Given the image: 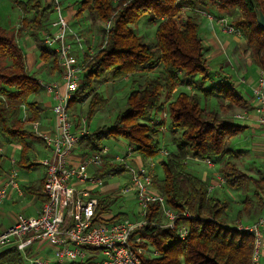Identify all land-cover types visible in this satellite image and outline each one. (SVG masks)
Returning <instances> with one entry per match:
<instances>
[{"label":"trees","instance_id":"1","mask_svg":"<svg viewBox=\"0 0 264 264\" xmlns=\"http://www.w3.org/2000/svg\"><path fill=\"white\" fill-rule=\"evenodd\" d=\"M13 2L24 17L15 32L0 27V137L21 145L18 164L31 167L34 163L29 157L28 138L41 140L29 126L40 119L44 110L37 100H29V97L38 95L44 88L35 73L27 70L25 55L16 37L31 36L40 59L50 62L54 69L58 68L56 54L43 44L41 34L46 30L53 10L51 0ZM209 4L214 6V12L210 13L218 17L231 11L239 13L231 23L241 30L252 61L264 65V30L257 27L255 17L256 9L264 13V0L74 1L75 17L86 16L91 23L109 22L110 25L104 30L98 48L92 49V56L86 53L82 57L84 71L69 109L72 111L75 104L88 100L87 124L97 109L107 102L97 86L133 75L123 108L117 111L113 122L88 130L78 140L80 149L87 153L100 152L105 139L122 138L131 146L133 155L146 164L164 148L160 135L165 117L176 133L172 138L174 150L159 162L163 176L152 174L151 188L164 197L168 207L176 212L186 210L190 217L179 214L172 229L163 228L158 216L159 204H148L144 216L146 224L131 236H140L144 240L142 245L158 254L142 255V264H254V237L238 229L236 221L262 208L264 172L256 169L253 176L238 167L237 160L245 151L234 149L230 144L247 126L223 118L219 113H227L236 107L250 111V104L234 80L220 69L216 71L218 82L209 84L212 68L207 58L208 47L200 35L198 12ZM184 9L190 12L180 25L178 18ZM144 16L155 25L152 42L145 41L143 34L138 32V22ZM86 50L91 49L86 47ZM151 72L154 74L150 75ZM139 78H143L142 82ZM183 88H191V91ZM201 97L204 101L215 99L220 111L206 107ZM160 114L166 116L158 117ZM80 119L76 117L75 127L80 124ZM189 156L219 161L218 171L224 176V185L243 194L234 220L226 223L231 205L229 201L213 196L216 187L209 191L207 179L188 171ZM2 161L0 152V177ZM128 171L130 169L124 163L105 161L96 174L107 176ZM43 182L44 179L40 187L30 190L40 194ZM250 184L252 195L248 194ZM114 200L115 197L109 194L99 196L96 217L110 213ZM126 217V213L119 212L110 220ZM182 226L188 229L184 239L176 234L177 228ZM0 264L27 262L22 252L10 247L0 251ZM74 264L98 263L85 260Z\"/></svg>","mask_w":264,"mask_h":264},{"label":"built area","instance_id":"2","mask_svg":"<svg viewBox=\"0 0 264 264\" xmlns=\"http://www.w3.org/2000/svg\"><path fill=\"white\" fill-rule=\"evenodd\" d=\"M51 2L55 16L49 26L51 29L43 32L42 41L56 54L60 82L40 83L54 103L52 113L55 131L47 134L39 131L37 121L30 123L32 130L51 152L50 157L41 160L45 169L42 188L44 200L36 215L17 213L14 221L0 231V251L16 248L25 256L27 264H74L85 260L96 261L98 264H142V255L158 254L153 249L145 248L140 236H131L136 229L146 224L144 216L148 204H159L158 216L163 228L172 229L179 214L187 217L190 214L186 210L176 212L168 207L164 197L151 188L152 163L156 162L154 157L140 168L133 169L129 164V160L133 159L130 145L126 144L123 155L114 156L108 153L106 146L100 152L87 153L80 149L78 140L87 133L88 128L84 117L80 119L77 130H73L69 102L81 83L85 65L82 57L86 53L92 56L93 50L87 52L81 35L72 28L69 18L63 12L61 1ZM198 12L214 22L223 33L240 37L241 30L227 17H217L202 9ZM109 25L107 22V28ZM250 106V111L237 114L236 118L253 119L264 128L263 70L259 71L257 80L250 86ZM159 153L164 158L168 151L162 148ZM105 161L124 163L130 169V177L121 191L134 193L137 215L132 219L126 217L111 221V212L96 217L98 198L103 195L100 190L106 177L97 175L96 171ZM203 161L211 163L208 159ZM10 162L7 174L0 177V206L9 198L10 191L18 196L25 194L19 180L17 159L11 157ZM214 187L216 184L209 182L208 190ZM237 228L253 235L252 262L255 263L261 254L264 255V215L253 223L239 222ZM187 233L185 226L176 230L180 239H184ZM40 251L44 253L39 254ZM51 253L53 259H50Z\"/></svg>","mask_w":264,"mask_h":264},{"label":"rangeland","instance_id":"3","mask_svg":"<svg viewBox=\"0 0 264 264\" xmlns=\"http://www.w3.org/2000/svg\"><path fill=\"white\" fill-rule=\"evenodd\" d=\"M24 1V0H23ZM61 5L63 7V10L67 8L68 5H74V1L76 0H60ZM44 3L45 0H42ZM75 6V5H74ZM206 11H213L214 12V6L212 4H209L206 6ZM201 8L199 9V11ZM65 11V10H64ZM63 11V12H64ZM190 10L184 9L180 15V18H178V23L181 25L185 19L186 16L189 14ZM239 13L237 11H231L229 13H224L220 17H227L230 22L235 20L238 17ZM55 16L54 13H51L50 15V20ZM24 17L22 11L14 4L13 0H0V27L11 31L15 32L17 28L21 24V20ZM84 17V16H83ZM200 17V23L201 20L205 17H202L199 13ZM218 17V16H217ZM81 18V17H80ZM86 19V20H85ZM207 19V18H205ZM78 20V19H76ZM82 24H78L72 26V28L78 32L82 31L83 34L86 35L90 34L92 32V36L90 35V43L88 46V49H93L98 48L99 42L101 41L102 35L104 33V30L107 28V23L99 22L97 24L91 23L88 21L86 16L83 19H80ZM70 21V20H69ZM73 20H71L72 22ZM142 23H139L137 25L138 32L140 34H143V38L145 41L152 42L154 41V32H155V25L152 24L148 19L141 21ZM211 22V21H210ZM211 29L210 31H206L204 27L202 26L200 28V35H206L209 37V42L208 45V51H207V58L209 65L212 68V73H211V79L210 83H217L219 80V76H216V71L220 69L221 71L229 72V76L235 81L244 79L242 77H245L247 75L252 74L251 72L256 69L263 70L264 71V65L261 66L260 62L257 63L253 61V63L250 61L251 55L250 51H248L246 44H240L239 46L235 42L233 37H236L233 34H227L223 33L219 27H217L214 22L211 24ZM48 29H51L48 26ZM85 29L87 32H85ZM141 32H140V31ZM43 34V33H41ZM242 34V33H241ZM238 37V36H237ZM242 37V35H240ZM243 38V37H242ZM17 41L19 43H24L25 47L29 46V44H32L34 42L33 38L27 34H23L21 36L16 37ZM35 43V42H34ZM26 50V48H25ZM90 50V51H91ZM29 52V51H24ZM33 55L35 57V62H39V72L37 74L41 75L45 69H49L51 64L50 62H43L40 60L38 56V48H34L32 50ZM223 54V55H222ZM231 56V57H230ZM227 60V66L226 69L224 67V64H220V62H225ZM36 63L33 62V68L34 70L38 69L36 67ZM249 64L251 66H249ZM44 67V68H42ZM33 70V71H34ZM259 73V72H258ZM150 75H153L154 72L149 73ZM218 75V74H217ZM245 75V76H244ZM133 75H127L120 80L116 81H109L106 83L101 84L98 87V91L103 93V95L106 97L107 102L104 106L100 107L97 109V111L90 117L89 122L86 124L87 128L89 131H92L96 129L98 126H101L103 124H111L113 120L116 117L117 111L121 110L123 108V103L126 94L128 93L129 86H130V80ZM41 77V76H39ZM137 78V75H135ZM143 78H139V82H142ZM43 83H49L51 81H57V80H41ZM239 82V83H240ZM208 85V83H207ZM244 86V84H242ZM182 89V88H180ZM184 90L191 91L190 89L183 88ZM250 89V88H249ZM43 94V93H42ZM45 94V91H44ZM201 102L206 105L209 109L212 108H217L218 111V105L215 101V99H208L204 101L201 97ZM88 103L89 101H85L83 103H78L75 104V109L70 110L69 112L72 114V120L73 123L75 124L76 122V117L84 118L88 116ZM52 102V106H53ZM24 112V111H23ZM246 112L244 109L241 108H236L235 110H231L226 116L227 113L225 112H219L221 117L227 118V119H234L237 123L240 124H245L244 122L247 120L243 119H237L236 115L237 114H244ZM254 113V112H252ZM23 115V114H22ZM163 116V114H160L158 117ZM52 123H54L53 117H52ZM169 119L165 117V126L162 130V133L160 135L161 139V145L164 147L168 152H171L174 150V146L172 144V138L175 136V132L172 131V129L169 127ZM79 126V125H78ZM31 128V126H29ZM254 131L250 128H246L243 130L240 134L235 136L231 140L230 146L234 149H242L245 151V154L242 158L237 160L238 167L247 172L248 174H251L253 176L256 175V169H260L264 172V162L262 161L261 157L259 156L260 153L264 151V144L261 143V141H258L256 138V135L261 134L264 130V128L260 125H253ZM73 130H77V127L73 126ZM28 140H33V138H28ZM104 146L108 148V153L110 155H123L126 150V141L122 138H109L105 139L103 141ZM6 149L10 152L11 145L6 146ZM35 149L39 151V155L43 154L44 147L40 143H35ZM29 155L32 156V151L29 152ZM166 156H164L165 158ZM15 159L18 158V155L14 156ZM133 158L129 160V164L133 166V169H138L141 167L142 163L139 160V157L137 155H133ZM155 159V164L154 162L152 163L154 166L151 169V173L153 175H156L157 177H162L163 176V170L159 164L161 158L160 153H158L156 156H154ZM132 160V161H131ZM195 160V161H194ZM191 159V157H188L187 160V167L188 171L194 172L198 176H201L203 172H206L207 180L208 182H212L216 184V188L212 191L213 196L220 198L221 200H226L230 202V210H229V217L226 218V223L231 222L230 219H235L236 213L238 209L241 207L240 206V201L243 198V194L232 190L224 185V176L221 172L218 171L219 169V161H211V163H207L203 160L199 159ZM10 166V163H9ZM9 168V167H8ZM19 172L20 168L18 167ZM42 172V168L37 167L33 169L30 174L34 178L37 177L40 173ZM130 177V171L126 173H121V174H116V175H109L106 176L104 179L103 186H101V191L103 193H109L115 197L114 202L111 205V212L113 214L119 213V212H124L126 213L127 217L132 219L134 218V215H137V206H136V199L134 198V193L133 192H128V193H122V188L124 185L127 183L128 178ZM253 192V186L250 184V188L248 191L249 195H252ZM12 210L14 212H22V207L18 208L15 205H12ZM255 212L247 217H243L242 221L244 222H250L251 220H254L256 218ZM236 221V220H235ZM240 221L237 220L236 223L238 224ZM45 252H48L47 249L44 250ZM43 252V251H42ZM44 253V252H43ZM146 255H149V253H146ZM50 259H53L52 253L50 256Z\"/></svg>","mask_w":264,"mask_h":264},{"label":"crops","instance_id":"4","mask_svg":"<svg viewBox=\"0 0 264 264\" xmlns=\"http://www.w3.org/2000/svg\"><path fill=\"white\" fill-rule=\"evenodd\" d=\"M64 10H65L64 13L69 18L70 23L73 26L78 25V24H82L80 19H83L85 16L81 17V18L75 17L76 8L74 5H68L67 8H65ZM202 10H207V9L205 7ZM147 18H148L147 16L142 17L139 20L138 24L142 23L141 21H143V20L144 21L147 20ZM53 19H54V17L51 20H49V23L47 24L46 29H48V26H50V23L52 22ZM76 19H78V20H76ZM71 20H73V21L71 22ZM97 23H99V22H97ZM97 23H95V24H97ZM211 24H212V22H210L208 19L203 18L201 20V23H200V28L203 26L206 31H210L211 27H213V26H211ZM82 31H78V33L82 37L83 44L85 45V47L88 48L89 43H90V38H92V37H90V35L92 36V32L90 34L86 33V35H85V34H83ZM211 31H212V29H211ZM85 32H87L86 29H85ZM201 37L203 38L204 44L208 45V43L206 41L209 42V37H207L206 35H203V34H201ZM233 38H234V40L238 46L240 44H243V45L245 44V41L242 37L236 36ZM19 45L22 48L23 52L29 51V52L24 53L26 67H27V70L29 72L35 73L36 77L39 80H44V79L49 80V81L50 80H57L60 82V69H59V67L54 69L52 67L51 63H50L51 66L49 69H47V70L45 69V71H43V73L41 75L37 74V72H39L40 68H39V62H37V63L35 62V57H34L33 52H32V50L34 48H36V45L34 42L32 44H29V46H27V47H25L24 43H19ZM25 48H26V50H25ZM38 56H39V52H38ZM250 61L253 63L251 58H250ZM33 62L36 63V67H38V69L34 70ZM221 63L224 64V67H225V66H227L228 62L226 60L225 62H220V64ZM249 66H251V65L249 64ZM42 68H44V67H42ZM225 69H226V67H225ZM258 72H259V69L255 68V70L251 72L252 74L247 75V76L244 75L245 77H242L244 79V82H240V80H239L240 83L238 81H235V79L232 78L234 80V83L237 86V89L241 92L243 98L245 100H247L249 104H250V89L249 88L257 80L258 74H259ZM226 74H229V72L226 71ZM39 76H41V77H39ZM242 84H244V86H242ZM44 91L45 90L42 89L38 95H31L29 97V100H32V99L37 100L39 102L40 106L44 110L40 119L37 121L39 123V125H38L39 131L47 133V134H53L55 131V128H54V123H52V117H53L52 100L46 91L44 94ZM236 108H238V107H236ZM227 115H228V113L226 114V116ZM244 123H245L244 125H246L247 128L252 129V131H254L253 125H255V126L258 125V123L253 119L247 120ZM256 138L258 139V141H261V143L264 144V130L262 132V135L258 133V135H256ZM39 139L41 141H38L34 138H33V140H28L29 148H31V151H32V156L29 155V157H30L31 162H33L34 164L31 167H26V166L20 167L18 162L20 160L19 153L21 150V145L15 144V143L10 142V141H6L3 137L2 138L0 137V152L3 155L1 176H5V174H7V171L11 166L10 159H11V157L16 156V154H17L18 155L17 167L20 168L19 180H20V183L23 186V189L25 191V194L23 196H18L15 192L10 191L9 198L5 201V203H3L0 206V231L3 230L4 228H6L7 226H9L14 221L16 214L20 213V212H17V213L14 212L12 210V207H13L12 205L17 206L18 208L22 207L21 213H23L27 216H34L38 213V211L40 210V207L43 203L44 198H43L42 190H41L40 194H38L37 192H35L33 190H30V189H36V188L41 186L42 181L44 179V175H45V169H44L43 165L41 164V160L45 157L51 156V152L48 149V147L46 146V144L44 143V141L41 138H39ZM35 143H37V144L40 143L43 145L44 151H43L42 155H39V151H37L35 149ZM9 145H11L10 152L6 149V146H9ZM259 156L261 157L262 161L264 162V151L262 153H260ZM191 159H193V158H191ZM9 163H10V166H9ZM37 167L42 168V172L37 177L34 178L33 176H31L30 172ZM201 178L203 180L207 179L206 172L202 173ZM101 193H103V192L101 191ZM105 194H109V193H103V195H105ZM109 195H111V194H109ZM262 199H263V206L260 210L257 209L254 211L256 216H257L254 220H251L250 222H244L242 220H239V221L242 223H245V224H249V223H253L254 221H256L260 216H263L264 215V193L262 195ZM247 217H249V216H247ZM41 252L42 251H40L38 253L40 254ZM254 264H264V255L261 254L259 256L258 260Z\"/></svg>","mask_w":264,"mask_h":264},{"label":"water","instance_id":"5","mask_svg":"<svg viewBox=\"0 0 264 264\" xmlns=\"http://www.w3.org/2000/svg\"><path fill=\"white\" fill-rule=\"evenodd\" d=\"M257 27L264 30V13L260 9L255 10Z\"/></svg>","mask_w":264,"mask_h":264}]
</instances>
